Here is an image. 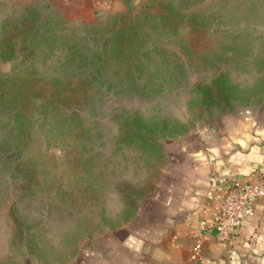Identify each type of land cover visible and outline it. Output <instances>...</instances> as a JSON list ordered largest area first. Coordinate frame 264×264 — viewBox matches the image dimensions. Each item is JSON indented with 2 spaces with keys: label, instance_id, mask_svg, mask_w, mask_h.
Returning a JSON list of instances; mask_svg holds the SVG:
<instances>
[{
  "label": "rangeland",
  "instance_id": "rangeland-1",
  "mask_svg": "<svg viewBox=\"0 0 264 264\" xmlns=\"http://www.w3.org/2000/svg\"><path fill=\"white\" fill-rule=\"evenodd\" d=\"M21 1L0 0V264H67L145 204L167 142L264 100V0Z\"/></svg>",
  "mask_w": 264,
  "mask_h": 264
},
{
  "label": "crops",
  "instance_id": "crops-1",
  "mask_svg": "<svg viewBox=\"0 0 264 264\" xmlns=\"http://www.w3.org/2000/svg\"><path fill=\"white\" fill-rule=\"evenodd\" d=\"M93 1L64 0V7L84 18L95 12ZM165 153L145 204L124 223L88 239L67 264H264V197L255 200V215L239 228L233 253L213 233L203 241L202 258L192 251L207 216L211 175L222 192L234 184L264 182V100L211 118L167 142Z\"/></svg>",
  "mask_w": 264,
  "mask_h": 264
},
{
  "label": "built area",
  "instance_id": "built-area-1",
  "mask_svg": "<svg viewBox=\"0 0 264 264\" xmlns=\"http://www.w3.org/2000/svg\"><path fill=\"white\" fill-rule=\"evenodd\" d=\"M212 191L208 195V205L203 212L207 215L200 221V231L192 247L193 257L202 258V244L212 233L229 245V253L234 252L239 228L244 221L255 215V200L264 197V182L234 184L224 192L223 185L213 175L209 178ZM222 192V193H221ZM264 219V215L262 217Z\"/></svg>",
  "mask_w": 264,
  "mask_h": 264
},
{
  "label": "trees",
  "instance_id": "trees-1",
  "mask_svg": "<svg viewBox=\"0 0 264 264\" xmlns=\"http://www.w3.org/2000/svg\"><path fill=\"white\" fill-rule=\"evenodd\" d=\"M0 55H1V52H0ZM11 56H12V55H11ZM11 56H10V57H8V58H6V59H12V57H13V56H12V57H11ZM14 95H15V94H14Z\"/></svg>",
  "mask_w": 264,
  "mask_h": 264
}]
</instances>
